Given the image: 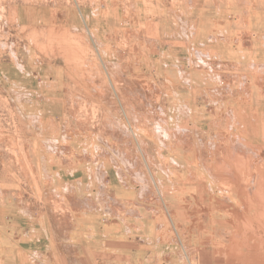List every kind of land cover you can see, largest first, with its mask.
I'll use <instances>...</instances> for the list:
<instances>
[{
  "label": "rangeland",
  "instance_id": "1",
  "mask_svg": "<svg viewBox=\"0 0 264 264\" xmlns=\"http://www.w3.org/2000/svg\"><path fill=\"white\" fill-rule=\"evenodd\" d=\"M251 2L0 0V256L44 216L33 264H264Z\"/></svg>",
  "mask_w": 264,
  "mask_h": 264
},
{
  "label": "crops",
  "instance_id": "2",
  "mask_svg": "<svg viewBox=\"0 0 264 264\" xmlns=\"http://www.w3.org/2000/svg\"><path fill=\"white\" fill-rule=\"evenodd\" d=\"M247 14L249 15V20H251L253 16H257L260 22L257 27H253L251 23H249V25H244L241 28H264V24L262 23V19H264V6L259 7L255 2H251ZM34 228L26 229L23 235L12 239L14 243L13 248L16 250L13 249L12 255L8 253V255L0 256V264H17L18 261L19 264H26V262H28V264H33L35 261L49 257L47 250L42 251L41 249H37L38 245L36 244V241L45 238L48 239L50 236L48 232L49 229L45 226L44 216L41 227L38 230ZM3 252L7 251L3 250Z\"/></svg>",
  "mask_w": 264,
  "mask_h": 264
},
{
  "label": "bare ground",
  "instance_id": "3",
  "mask_svg": "<svg viewBox=\"0 0 264 264\" xmlns=\"http://www.w3.org/2000/svg\"><path fill=\"white\" fill-rule=\"evenodd\" d=\"M252 233H254V232H252ZM246 239H247V238H246ZM243 240H244V239H243ZM244 241H245V240H244ZM249 245H250V244H249ZM250 246H251V245H250ZM250 246H249V247H250ZM249 249H250V248H249ZM257 253H258V252H257ZM248 254H249V253H248ZM253 254H254V253H253ZM254 255H255V254H254ZM255 259H256V258H255ZM261 260H262V259H261ZM261 264H262V263H261Z\"/></svg>",
  "mask_w": 264,
  "mask_h": 264
}]
</instances>
